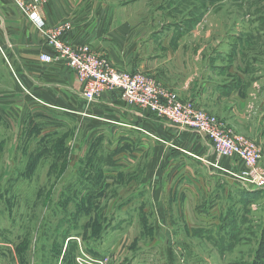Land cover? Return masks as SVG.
<instances>
[{"label":"rangeland","instance_id":"rangeland-1","mask_svg":"<svg viewBox=\"0 0 264 264\" xmlns=\"http://www.w3.org/2000/svg\"><path fill=\"white\" fill-rule=\"evenodd\" d=\"M128 1L135 6L145 0ZM152 3L190 30L210 15L208 28L213 33L208 45L218 40L220 32L238 45L220 60L237 64L232 79L240 82L245 74L250 82L264 77V0ZM0 56V264H19L18 259L20 264H264V203L259 202L262 208L241 209L231 217L223 213L228 223L222 221L223 216L207 220V209L203 213L202 209H175L177 205L158 209L153 190L160 184L155 185L151 178L154 171L149 169L148 173L144 162L135 166L131 161L134 153L126 152L125 159L121 154L113 155L114 139L108 135L89 134L83 122L57 109H40L26 98L22 86L14 83L11 71L3 64L7 57ZM57 59L61 58L54 62ZM62 60L78 78L68 59ZM254 63L263 66L255 68ZM146 77L165 89L156 79ZM80 84L87 104L85 85ZM120 98L128 107L142 109L131 106L122 94ZM144 110L159 121L172 123ZM201 110L228 132L254 144L264 170L263 150L254 139L225 119ZM181 130L205 136L211 144L203 133ZM123 160L128 165L120 163ZM68 238L72 243L64 258ZM18 246L20 256L15 254Z\"/></svg>","mask_w":264,"mask_h":264},{"label":"crops","instance_id":"crops-1","mask_svg":"<svg viewBox=\"0 0 264 264\" xmlns=\"http://www.w3.org/2000/svg\"><path fill=\"white\" fill-rule=\"evenodd\" d=\"M152 1L134 6L128 0H46L39 15L49 27L70 22L68 43L107 57L120 71L156 79L180 100L245 132L262 147L264 166V77L251 82L247 74L240 82L232 79L237 64L220 60L238 45L222 32L208 45L213 33L208 28L210 15L190 30L172 21L169 12L155 9ZM0 53L7 57L3 64L14 83L40 109H57L83 122L89 134L108 135L114 139L113 155L125 159L126 152L134 153L135 166L144 162L148 173L154 171L151 178L160 184L153 190L158 209H173V205L202 209V213L207 209L206 219L215 220L223 213L231 217L241 209L262 208L264 188L235 179L232 174L243 169L242 163L218 158L205 136L159 121L144 109L128 107L117 91L105 90L96 102L85 104L82 85L62 59L51 64L40 61L41 55L51 54L46 38L12 0H0ZM258 65L254 63L255 68ZM120 163L128 165L125 160ZM222 221L228 223L227 217Z\"/></svg>","mask_w":264,"mask_h":264},{"label":"built area","instance_id":"built-area-1","mask_svg":"<svg viewBox=\"0 0 264 264\" xmlns=\"http://www.w3.org/2000/svg\"><path fill=\"white\" fill-rule=\"evenodd\" d=\"M12 1L46 38L47 47L53 54H44L41 60L51 64L56 58L68 59L69 67L79 74V81L85 85L87 104L96 102L105 89L118 91L131 106L152 110L181 129L205 134L218 158L237 159L242 163L243 169L232 174L235 179L252 187L264 188V170L259 166L261 153L250 141L228 132L193 103L183 104L172 92L159 87L146 75L119 72L111 67L106 57L96 56L85 47H71L66 41V34L73 28L71 23L49 27L41 19L39 10L46 0Z\"/></svg>","mask_w":264,"mask_h":264},{"label":"trees","instance_id":"trees-1","mask_svg":"<svg viewBox=\"0 0 264 264\" xmlns=\"http://www.w3.org/2000/svg\"><path fill=\"white\" fill-rule=\"evenodd\" d=\"M71 241H72V240H70L69 243H68V249H70L69 245L72 243ZM68 249H67V251H68ZM67 251H66V253L64 254V258H66ZM16 253H17L18 256H20V253H21L20 246L17 247V251H16ZM64 258H63V259H64ZM62 261H63V260H62Z\"/></svg>","mask_w":264,"mask_h":264}]
</instances>
